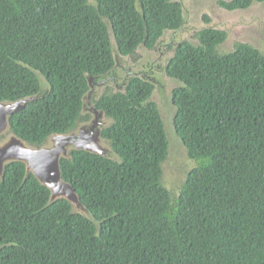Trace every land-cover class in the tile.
I'll use <instances>...</instances> for the list:
<instances>
[{"label": "trees", "instance_id": "trees-1", "mask_svg": "<svg viewBox=\"0 0 264 264\" xmlns=\"http://www.w3.org/2000/svg\"><path fill=\"white\" fill-rule=\"evenodd\" d=\"M182 24L173 0H0V101L40 90L28 66L52 85L12 115L13 131L40 146L89 118L85 74L114 67L110 27L137 59L138 47L155 48ZM197 36L167 65L184 83L175 124L192 165L181 182L165 183L170 141L154 85L131 77L125 92L108 87L95 105L112 119L103 136L120 159L73 150L61 162L99 230L66 199L49 205V188L12 162L0 178V264H264V53L248 43L225 50L222 30Z\"/></svg>", "mask_w": 264, "mask_h": 264}, {"label": "water", "instance_id": "water-1", "mask_svg": "<svg viewBox=\"0 0 264 264\" xmlns=\"http://www.w3.org/2000/svg\"><path fill=\"white\" fill-rule=\"evenodd\" d=\"M206 1L193 0V3L194 6H198L200 2L205 3ZM204 12H197L199 18L196 19V26L187 27L180 32L181 39H179V42L188 40L194 46H198L197 39L191 36L195 31L208 28L227 32L228 35L225 41L233 45L236 39L241 43H248L247 41L250 40L248 35L251 33L259 35L257 38L260 39L262 38V33H264V0L257 4L253 3L249 7L233 11H225L213 5L210 14L215 21L209 24L204 23L201 18ZM221 15H227L229 20L226 23L220 21ZM252 16L256 17V19L252 20V18H249ZM259 18H261V21H259ZM237 29L239 32L235 33ZM109 33L115 65L105 74L97 76L90 73L85 74L89 89L83 95L81 114L90 116L88 119L81 121L74 130L66 133H53L40 146L30 143L13 131L11 125L12 115L24 109L27 103L49 96L52 91V85L46 76L40 70L31 66L28 67L37 75L40 82V90L35 94L16 100L0 101V178H4L8 164L16 161L24 163L26 166V177L33 173L42 185L49 188L51 193L49 205L59 199H66L72 205L74 212L81 213L92 220L97 225L98 230L100 223L81 201L72 184L64 179L61 162L63 158H71L73 150H84L112 160L120 159V155L114 150L110 141L103 136V129L111 124L112 119L107 117L105 110L99 109L95 105V100L100 99L106 88L112 87L115 92H125L131 77H140L153 84L154 89L150 101H154L157 104L163 120L164 128L170 141L169 152L175 143L184 145L175 124L178 108L174 104V90L183 86L184 83L167 74V65L175 57V52L172 50L165 61L159 64L165 72V84H161L148 74L146 76L139 71L142 68V60L135 61L131 55H125L121 52L111 27L109 28ZM173 45L175 49L178 46L176 43ZM252 46L263 52L255 44ZM145 48L143 44L137 50L146 56ZM63 140H65V143L59 146V143Z\"/></svg>", "mask_w": 264, "mask_h": 264}, {"label": "flooded vegetation", "instance_id": "flooded-vegetation-1", "mask_svg": "<svg viewBox=\"0 0 264 264\" xmlns=\"http://www.w3.org/2000/svg\"><path fill=\"white\" fill-rule=\"evenodd\" d=\"M175 1L179 2L182 6V12H183L182 26L174 31H167V32L165 31L164 34L158 39L155 48L146 47L145 48L146 56L142 55L138 51L139 57L136 59V61L139 60L143 61L142 68L139 71L141 73H144L146 76L148 74L150 77L156 79L161 84H165V80H164L165 72L159 66V64L162 61H165V59L169 56L172 50L175 52V50L178 48L180 43L184 41H188V40H184L182 42H179V39H181L180 32L185 30L187 27L196 26V19L199 18L197 12L200 13L201 11L203 12L206 11L203 13L201 18L204 23L209 24L215 21L214 17H212V15L210 14L213 5L218 6L220 9L225 11H230V10L233 11L235 9H240V8L229 7V4L232 3V1L234 0H207L205 3L200 2L199 3L200 5L198 6H194L193 0H175ZM221 18H224V16H221ZM199 32L200 31H195V33L191 37L197 39V42L200 44V40L197 36ZM248 37H250L251 43L255 44V46L260 47L262 51H264V33H262L261 39L257 38L259 37V35L252 33L249 34ZM174 43L178 45L176 49L174 48L173 45ZM234 46L235 45L231 43H226V41H224L221 44V47L227 51L234 50L235 49Z\"/></svg>", "mask_w": 264, "mask_h": 264}, {"label": "rangeland", "instance_id": "rangeland-1", "mask_svg": "<svg viewBox=\"0 0 264 264\" xmlns=\"http://www.w3.org/2000/svg\"><path fill=\"white\" fill-rule=\"evenodd\" d=\"M221 16H224V18L220 17V21H223L224 23H226L229 20V17L227 15H221ZM249 18H252V20L254 18L256 19V17L254 16L249 17ZM259 21H261V18H259ZM238 32H239L238 29L235 30V33H238ZM247 42L248 44H253L251 43V39L248 40ZM237 43H241V42L238 39H236L234 41V45L236 46ZM134 60L136 61V59ZM191 165H192V162L188 158V154L185 150V145L180 144V143L173 144L172 149L169 152V158L164 164L165 183L169 186H172V185L174 186L180 183L181 180L187 174L189 166L191 168Z\"/></svg>", "mask_w": 264, "mask_h": 264}, {"label": "bare ground", "instance_id": "bare-ground-1", "mask_svg": "<svg viewBox=\"0 0 264 264\" xmlns=\"http://www.w3.org/2000/svg\"><path fill=\"white\" fill-rule=\"evenodd\" d=\"M64 143H65V140L61 141V142L59 143V146H61V145L64 144ZM60 148H62V147H60Z\"/></svg>", "mask_w": 264, "mask_h": 264}]
</instances>
